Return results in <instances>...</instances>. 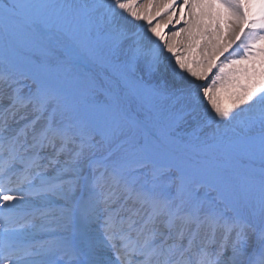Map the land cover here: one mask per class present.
<instances>
[{"label": "snow or ice", "instance_id": "1", "mask_svg": "<svg viewBox=\"0 0 264 264\" xmlns=\"http://www.w3.org/2000/svg\"><path fill=\"white\" fill-rule=\"evenodd\" d=\"M0 264H264V0H0Z\"/></svg>", "mask_w": 264, "mask_h": 264}]
</instances>
